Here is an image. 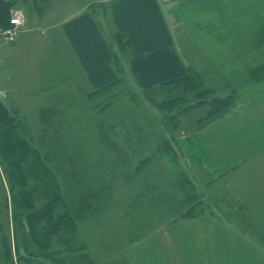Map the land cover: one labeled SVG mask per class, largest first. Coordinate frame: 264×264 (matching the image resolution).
Segmentation results:
<instances>
[{
  "label": "rangeland",
  "instance_id": "rangeland-1",
  "mask_svg": "<svg viewBox=\"0 0 264 264\" xmlns=\"http://www.w3.org/2000/svg\"><path fill=\"white\" fill-rule=\"evenodd\" d=\"M241 2L182 0L169 11L187 73L201 76L202 85L212 89L210 96L233 92L236 103L264 88L263 75L245 78V67L254 58L248 50L255 13ZM103 4L104 0H15L10 7L21 9L27 22V30H20L14 41L0 38V88L7 91L3 101L14 116L15 133L51 159L48 167L57 170L64 193L68 184L70 194L87 187L104 190L109 197L98 218L87 216L81 221L85 231L83 226L79 229L97 264H131L126 248L160 226L169 228L179 264H264V149L215 180L206 179L199 167L191 170L182 146L207 124L197 120L208 105L181 111L177 102L168 104L170 96L182 93L181 83L174 93L169 85L143 88L135 76L132 80L122 75L98 89L80 79L79 92H72L75 86L36 92L49 88L35 82L37 56L56 55L49 45L56 28L50 24L82 7L100 11ZM3 146L0 142V264H10L3 256L4 236L14 264H21L11 214L13 194L23 186L20 180L29 185L33 178L25 170L24 179L15 173L8 164L14 152H5ZM160 171L169 174V181H160ZM73 174L83 181L82 189L67 183ZM184 175L195 183L191 185L197 195L180 216L176 204L181 195L187 199ZM47 244L46 251L61 255L64 245L58 234Z\"/></svg>",
  "mask_w": 264,
  "mask_h": 264
},
{
  "label": "trees",
  "instance_id": "trees-1",
  "mask_svg": "<svg viewBox=\"0 0 264 264\" xmlns=\"http://www.w3.org/2000/svg\"><path fill=\"white\" fill-rule=\"evenodd\" d=\"M14 3L15 0H0V29L9 27V9ZM139 3L142 4L141 9L127 5L119 12V24L129 33L137 49L139 48L131 62L137 84L143 88L154 84L169 85V88H175V93L178 89L176 86L181 83L179 88L182 93L178 91V95L170 96L168 104L175 105L177 102L176 105L181 111L198 105H208L204 115L197 120L199 123H208L233 106L236 103L233 92L224 96H210L212 89L202 85L201 77L187 73L186 65L170 48L169 35L155 5L146 0ZM241 4L246 10L253 9L255 13L252 21V41L248 50L254 58L245 67V78H261L264 76V0H242ZM65 30L93 82L101 84L108 81L110 72L106 62L107 50L94 24L86 16H81L70 21ZM4 103L0 100V142H3L5 152H14L8 159V164L14 167L16 174L22 176L21 179L27 174L33 178L29 185L20 180L23 186L13 194L11 214L18 261L21 264H97L80 230L83 226L82 220H86L87 216L94 215L98 218V211L105 201L109 202V197L101 189L87 190L83 181L75 174L69 175L67 183L76 188L84 187V192L81 190L80 193L70 194L67 184V192L64 193L57 181V170L48 167L51 159L49 161L40 155L37 148L28 146L15 133V125L11 122L14 116L10 115L11 110ZM42 116L44 118V114ZM24 170L27 174H24ZM160 173V181H169L167 172ZM84 182L86 186L89 185L86 184V178ZM181 182L187 185V188L184 187L187 199L180 196L176 213L183 216L181 209L185 208L189 199L196 198L194 196L197 194L190 178L185 177ZM5 206L7 207V203ZM55 234H58L64 245L59 250L61 255L46 251L47 240ZM18 235L23 246L22 252L18 246ZM2 241L5 246L3 256L10 264H14L7 238L4 236Z\"/></svg>",
  "mask_w": 264,
  "mask_h": 264
},
{
  "label": "crops",
  "instance_id": "crops-1",
  "mask_svg": "<svg viewBox=\"0 0 264 264\" xmlns=\"http://www.w3.org/2000/svg\"><path fill=\"white\" fill-rule=\"evenodd\" d=\"M139 1L141 0H104L100 11L82 7L53 25L50 24L52 28H56L51 32L52 44H49L50 48L53 46L56 55L46 53L49 57L41 54L37 56L36 61L40 63L35 70V78L38 80L35 82L37 86L48 85L49 88L38 89L36 92H58L63 91L59 88L69 86L76 87L72 92H79L80 79L93 89L109 86L122 75L133 80L135 74L131 70V62L139 48L137 49L129 33L119 24V12L127 5L141 9L142 4ZM146 1L155 5L169 35L171 50L178 54L185 64V58L177 47L173 26L169 22V11L182 0ZM81 16H86L94 24L107 50L106 62L110 77L101 84L93 82L90 78L65 30L70 21ZM220 26L222 25L218 24L217 28H221ZM26 30L25 27L22 32ZM206 55L214 59L219 57ZM186 68L188 69V64ZM158 86L160 85L154 84L151 87ZM263 149L264 88L255 95L238 101L223 114L191 133L182 146L183 157L190 165L189 168L192 170L199 167L208 180H215L221 173L241 165ZM168 229L167 226H160L127 247L126 253L131 264H179L176 242ZM149 250L159 254V259ZM148 257L153 259L146 260Z\"/></svg>",
  "mask_w": 264,
  "mask_h": 264
},
{
  "label": "built area",
  "instance_id": "built-area-1",
  "mask_svg": "<svg viewBox=\"0 0 264 264\" xmlns=\"http://www.w3.org/2000/svg\"><path fill=\"white\" fill-rule=\"evenodd\" d=\"M25 27V16L21 9L11 8L9 10V27L0 29V36L4 41H14L20 30ZM7 97V91L0 88V100Z\"/></svg>",
  "mask_w": 264,
  "mask_h": 264
}]
</instances>
